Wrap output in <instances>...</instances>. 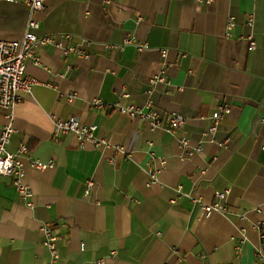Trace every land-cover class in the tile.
I'll return each instance as SVG.
<instances>
[{
  "label": "crops",
  "instance_id": "0c3cea01",
  "mask_svg": "<svg viewBox=\"0 0 264 264\" xmlns=\"http://www.w3.org/2000/svg\"><path fill=\"white\" fill-rule=\"evenodd\" d=\"M229 17L235 25L227 36ZM31 18L38 36L69 34L64 45L86 55L45 45L35 50L37 62L25 61L36 82L20 93L7 149L28 147L20 158L33 203L0 178V263L47 264L39 227L50 223L58 264H257L255 248L263 243L264 250L252 227L264 219V0H44L36 11L0 0V40L20 39ZM126 37L145 47L123 45ZM159 74L165 81L148 96V80ZM123 92V104L151 99L164 123L178 112L184 128H151L89 105ZM223 103L230 112L203 136ZM68 116L97 125V135L124 151L79 145L72 135L53 141V117ZM4 121L0 109V127ZM182 137L189 150L179 147ZM33 159L52 165L37 169ZM149 168L157 178L147 185ZM225 188V211L204 215L192 200L211 203Z\"/></svg>",
  "mask_w": 264,
  "mask_h": 264
},
{
  "label": "built area",
  "instance_id": "2783aa9c",
  "mask_svg": "<svg viewBox=\"0 0 264 264\" xmlns=\"http://www.w3.org/2000/svg\"><path fill=\"white\" fill-rule=\"evenodd\" d=\"M7 2H16L20 0H3ZM29 3L31 10L36 11L43 8L44 0H21ZM111 0H104L105 3ZM252 18H248L247 24L251 25ZM235 25L234 20L229 17L225 27V35H230V31ZM38 23L35 19L31 18L28 21L27 29L24 31L20 39L12 40H0V109L3 112L5 121L0 127V178L8 177L11 180V184L18 193L19 197L25 201L27 205H32L31 197L33 195L30 187L24 182V165L21 160V155H28V147L26 143H21L15 152H11L7 149V145L10 141L11 135L15 128L13 125L14 121V109L17 102L21 99V92L29 93L32 85L36 80L25 74V61L32 59L37 62L35 50L37 47L45 45H52L60 48L63 54L76 53L79 55H86L83 49H79L74 45H64V41L71 39V35H42L38 36L33 32V29L37 28ZM61 36V37H60ZM62 38V39H61ZM249 47L253 49L255 42L252 36L248 37ZM122 44H134L138 49L145 47L144 43H140L133 37H126L123 39ZM165 50L162 51L164 55ZM165 79L162 75H154L148 80V87L146 94L149 96L152 92V86L156 82H164ZM127 96L125 92L118 95V99L114 102L103 101L100 97H93L89 101V105L94 110H114L121 115L130 117L131 119L146 121L151 128L162 127L172 133L177 130L183 129L185 125L184 117L178 112L172 111L168 115L167 123L162 121V114L156 108L152 106L151 99H148L144 106L130 102L123 104L122 98ZM230 112V106L227 103H223L212 112L211 118L213 123L205 128L202 132L203 136H207L213 133L216 129V122L225 114ZM264 123V117L260 119ZM97 125L86 124L79 119L77 116L68 117H53L52 119V132L51 139L58 141L60 138L72 135L76 138L79 145L84 143H91L93 147L98 149H104L112 147L114 150L124 151L120 145H111L106 137L99 136L96 134ZM179 147L183 150L188 149V139L185 137L179 138ZM199 146L194 148V151H199ZM264 151V145L261 147ZM30 165L37 169H44L47 166H51L52 162H42L38 159L30 161ZM204 173V170L200 171ZM157 178V170L149 168L148 179L146 184L153 183ZM93 186L92 179H88L85 182V193L88 194L91 187ZM178 194L188 195L189 193H182L180 188H177ZM229 193V189L217 190L214 192V199L211 203H205L198 198L192 196L193 202L199 203L202 214L207 215L213 210L225 211V207L222 202L225 200ZM260 211L259 208L256 209ZM252 227L260 232L261 238L264 240V219L258 220L252 223ZM42 234L41 244L48 250L49 258L47 264H58L59 252L57 249L56 241L57 236L51 228L50 223L43 224L39 227ZM262 240V241H263ZM263 243L255 248V257L257 264H264V250ZM1 264V263H0ZM96 264H104L103 260H98Z\"/></svg>",
  "mask_w": 264,
  "mask_h": 264
}]
</instances>
